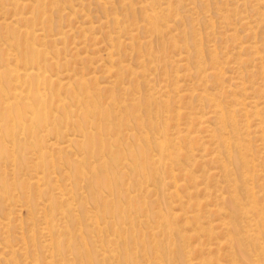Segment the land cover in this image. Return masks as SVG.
Returning <instances> with one entry per match:
<instances>
[{
    "label": "bare ground",
    "instance_id": "6f19581e",
    "mask_svg": "<svg viewBox=\"0 0 264 264\" xmlns=\"http://www.w3.org/2000/svg\"><path fill=\"white\" fill-rule=\"evenodd\" d=\"M8 1H11V0H8ZM224 1L225 0H223V2ZM15 2H14V4H15ZM103 3H105V2H103ZM224 3H226V1ZM167 4L169 6L168 2H167ZM21 5L22 4H20V6ZM30 7H31V5H30ZM158 8L165 9V10L169 9L166 6H163V2L160 0H146L145 1V11H146L145 12V19H142V21L144 22V26L148 30H151V32L148 35V39H147L148 43H151L153 40L163 41L166 38V35H168L166 29L169 30L172 28V21L176 22V18L171 19L170 18L171 16L168 17L167 13L158 11L157 10ZM226 8H222V10L226 9ZM20 9H21V7L18 8V10H20ZM201 9L203 10V8H201ZM109 10H110V8H109ZM226 10H228V9H226ZM169 12H171V10ZM195 12H197V11H195ZM223 12H224V10H223ZM239 12H240V10H239ZM29 13H30V8H29ZM200 13H201V11H200ZM200 13L198 14L199 16H200ZM19 14L20 15L14 19H11L9 21L4 20L2 22L4 24V27H5L4 29L7 32V35H6V33H4L7 36V38L3 39V37H2V39H1L2 45L0 43V47L2 46V48L4 50H6V52H4V54L6 53V57L0 58V159L2 160V163H3V161L4 162L7 161L8 163L10 162L11 165L13 164L14 167L17 166L16 168H13V165L12 166L10 165L14 169V170L10 169L11 171L13 170L14 175L15 174H20V175L22 174L25 177L21 178L22 175L21 176L15 175L13 178H11L12 181L9 178L7 180L6 176H3V174H2V173H4V174L6 173V169L5 170L2 169L1 166H3V164L0 165V203H1V201L4 202L6 200H9L8 203H6V204L4 202L5 208H9V211L6 210L4 213L7 212V214H5V216H3V217H1L3 214L0 215V233L1 232L3 234L6 233V235L3 236V240L5 242H3V240L1 239L2 243H4L3 247H2L4 250L2 252V248H0L1 252H2V254L0 253L2 255V256H0V260L3 258V260L5 259V262L7 260L6 263H8V260H10L12 262V264H22V263H20L21 261L17 258V256L20 257L22 254L20 256L16 255L15 249L17 248V246L12 245V242H10L11 240L9 238L11 236L8 233L10 230L11 223H16V221L13 222V219L11 218V215H10L12 213L13 207L16 206V205H13V203H12V197L19 195V194H24L25 196H27L29 198L32 196L31 199L35 198V201L36 200L38 201V202L36 201V203H39L43 199L42 195L44 194V196L46 197L45 193H47V194L49 193V195L47 196L48 198H46L47 202H46V204L43 203L45 206L43 209H41L44 217L41 218L42 214H40V217H38V218L36 217V219L41 218V220H45L43 225L40 224L41 223L40 220H39L40 223L36 222L37 225L35 224V222L30 224L31 226L29 225V223H28V225H26L27 224L26 221H29L27 219H33V213L34 212L32 213V218H31L30 212H32V211H30L29 212L30 215L28 216L27 219L22 218L23 221L26 220V221H24V223H26L25 225L30 227V228L27 229L26 226L24 225V223L23 224L21 223V225L16 223L17 224V225L15 224L16 227L14 226L15 228H18V229L20 228L21 237L23 236L22 238H24L25 235L29 234L30 240L34 239V241H33L34 243L39 242V245L42 246L41 252L44 253V257H43V255H40L43 253H39L36 250H35L36 252H31L30 254H28L29 253L28 251L30 249H31V251L34 250V249H32L34 243H31V241L29 242L28 238H27L28 243L26 241H24L23 243L19 242L21 245H23V246H20L21 247L20 250L23 249V251H25V252L27 251V254H28L27 256H25L26 262L24 260H22V261H24V264H39L40 263L39 255L43 257V263L42 264H74V262L71 261V258L67 257L68 255L64 256L66 253L68 254V251H66V250H65L66 252L64 254L65 248H67V250H69V252H71V249H72L71 244H68L71 242L70 240L72 238V234L70 232V228L67 226V224H65L66 223L65 221H67L66 219L71 214H72L71 218H73V216H74V218L76 217L74 222H75V224H77V228H78L77 231L75 230L77 235H74L73 237H75L76 241L79 239V242H76V245L78 246V243L80 245L78 247H75L76 246L75 245L74 250L77 253V256L80 257L79 259H80L82 264H94L95 260L98 256L102 257L101 259L97 260V261H100L103 259L104 262H102V264H141V262L136 258L137 254H135V250H137V249L132 250V251H134V254H135L134 255L133 252H131V249H129V247L133 246L132 243L130 246H128V243H129L128 238L129 237H131L133 239V243H134V241L136 242V238H137L136 237V235H137V229L136 228L137 227H140L138 229L139 230L138 232L139 233H140V231L143 232V235L145 236L146 232L143 231V229L141 230L142 223L140 226V223L137 222V225L139 223V226L136 225V228H135L136 222L134 224V220H136L137 218L139 219V217L144 218V220H146V222H148L149 225L148 224L147 225L149 226V228L147 227L146 229H148L150 233L148 231H147V233H149L153 236L152 241H149V242L146 241L145 239H143L144 237L142 238V236L141 237L139 236L140 238H142L140 241V244H141V247L145 249L144 254L148 251L149 247L153 248V251H152V249H151V251L154 253L152 255V253L150 252L151 253L150 257H147V256L144 257L142 255L143 256V260H142L143 264H194V262H195V264H199V263L201 264L202 262H203V264H233V263L240 264L243 260H247V258L252 261V264H264V217L260 216V214L264 210V206H262L263 201H261L263 199L257 200V194H256L257 192L254 190L255 186L253 185L254 184L253 182H255L253 180H255V179H254V175H253L252 169H251V166L254 167V162H255V164H257L254 154L256 152L263 151V149H261V145L264 142L263 143L260 142L261 145L258 144V145H256L257 146L256 147L255 145H253L251 143V141L253 142V140L246 139L247 137L245 138V136H247L248 134L250 135V133H249V131L251 132L250 128L255 125L254 126L255 129H256V127H259V129H257V131H255V130L254 131L258 132L259 135L262 137V138H259L260 140L261 139L264 140V120L262 118V117H264V104L262 106L261 105L262 103H259L257 100H254V99L249 100L248 102H247L246 98H245L246 101L238 100V97H236V93H235V90H233V88L231 89L232 91L231 90L230 91L233 93V95H231V96H233L234 98L231 99V97L228 96L230 98H228L229 99L228 101L226 100L227 102L222 100V98L220 97V94H217L216 92L215 93L212 92L214 94L211 96L205 94V93H207V91L205 93H203L202 91H200L201 93H199V94L197 93L198 96H196V98L197 99H198V97L204 98L203 100L206 101L209 104L208 107L211 108V109L209 108L210 109L209 111H206L208 109L204 110V108H203V107H205V105H204L203 107H201V108H203L201 111H198V110L196 111V114L200 118L204 117V119H205V120L199 121V125H200L201 129L204 127L203 128L204 131H207L209 133V134L207 133L208 137L210 136L209 140H212L213 145L215 144V146H216L213 150L212 157H210V158L208 157V159H210V161H207V160L206 161L207 162L215 161L217 163H220V166L218 165L219 166L218 169H220L221 175L224 178L222 181H220V180L219 181L224 183L223 185H224L225 189L227 188L226 191L229 194L228 200L231 202V205L227 206L226 204H224L225 201H223V202L219 201L221 203L216 202L214 204L215 201L213 200L214 202L210 201V203L211 204L213 203V205L216 206V208L219 212V215H220V213H222V211H224L223 214H225V213H226V215L230 214L231 216H234V218L232 217L233 219H237V220L239 219L243 223L240 222L239 224H234L233 221L230 223V220L227 223V221L222 218L226 222L223 223L224 225L222 224L223 225L222 227L220 226V224H218V226H220L221 228L224 227V229H226L224 231L227 234L226 240L223 239L225 237V234L223 232H221V233H223V235H224L223 236L220 233V231L218 233H220L222 235V238L219 235H217V238L220 237L221 241L224 240L227 242V243L224 242V244L225 243H226V245L228 244L225 257L222 254V256H216V258H214V259L213 258L209 259L210 256H208L207 254L209 252H211L212 249L214 248V246L212 248V245H211L208 248L207 254L205 253V256L206 255L208 256V259H207V257H203L202 262H200L199 257H202V255L198 254L199 256H197L196 255L197 253H196L195 254L197 256L196 258H198V261H199V263H196L197 259L194 261L190 255H187V253L190 252V250L193 251L192 249H190V247L195 246L197 244V241L193 240L194 245L190 246L189 243H191V240H189V239L193 238V237H194V239L199 238L198 242L201 243L200 242L201 238L204 237V240H205V236H206L207 240H205V241H209L208 239L212 238V236H214V234L216 233L215 228L217 227V225H214V223L210 224V221H208L209 219L207 217L205 218V212L207 213V211H205V210H207L206 208L203 210V211H205L203 213H202L201 208H197V205H195L196 211L192 210V212H191L188 210H184V208H183L185 206L184 204L187 203V202H185L186 198L182 195V194H184V192L182 191L183 193L181 195H180V192L178 193L179 190L184 188L185 190L188 189L187 190L188 193L186 194L187 198L188 197L189 198L194 197L197 194H199V192L201 191L200 188L198 187L199 183L204 182V181H199L198 176L191 173L190 170L182 167L183 162L188 163L187 161H190V160H191V162L193 161V164H194V160H192V159H195L197 154L194 152V149L191 150V148H190V150H188V152H184L183 145H182L181 141H183L184 139H187V137H190L191 133H193L196 130H195V127L192 128L190 124L186 123L187 124L186 128L178 129V130L176 129V132L173 133V137H171V138L168 137L167 130L171 126L168 119L171 116L168 117V115H166L167 118H166V116L163 117V115H162L163 110L160 111L159 105L161 104V106L162 105L165 106L167 102L162 103V102H164V99L162 100V102H160L159 98H158V96H160V95L163 97L170 96L171 92L175 93L179 97L183 98V96L184 97L187 96L186 95L187 93L181 91L183 86L179 88L178 87L179 83H178V86L174 87L173 86L174 83H173L172 84L173 87L172 86L168 87V85H166V83H164L165 87H160L159 89L155 88L157 90V92H156L157 96L151 98V100H150V102L154 103L155 105L153 106L152 104H149L148 108H145L144 110H142L141 107L129 108L128 104L125 102H123L120 105H116L118 102H120V101L115 99L117 97L116 95H110L109 100L107 102H105L101 99L100 95L91 92L89 90V87L86 85V82L83 81L81 78H78L77 80H74L71 82L70 81L64 82L63 81L64 75L62 77L60 74H53L50 72L48 73V66L52 67L53 64L59 65L58 64L59 60L53 59L52 64L43 63V60L40 59V57L43 56L44 57L43 59H48V58H45L47 55V52H48L47 49L42 47V45H36L35 43L31 42L29 36H28V39H26L24 41H16V40L12 41V39L16 37V31H18L17 30L18 27L15 26V23H18L22 20H26V21L28 20L29 21L27 16H24L22 12ZM170 14H172V13H170ZM257 14H260V12ZM222 15H220V17ZM261 15L263 16L264 13H261ZM118 16H121V15H118ZM118 16L114 15L113 20L116 23H123ZM243 16L247 17V15H242V17ZM207 17H209V16H206V18ZM227 17L228 16L226 14V17H224V19H226V20H224L225 25L230 24ZM244 18H242V22H243V24L247 25L248 27L250 25L253 27V25H252L253 22L256 23L257 21H259L262 23V21L264 20V17H263V20L262 19L249 20V19H246V18L244 19ZM126 21H127V18H126ZM194 21H196V20H194ZM212 21L214 22V19ZM0 22H1V20H0ZM31 22H33L32 19H31ZM262 24L264 27V21ZM211 25H212V23H211ZM255 25L256 24H254V27H255ZM114 26H115V24H114ZM86 29L88 30L90 28L87 27ZM116 29H118V28H116ZM25 30H26V28L23 30V32ZM83 30H85V29H83ZM127 30H129V28ZM181 30H180V32H181ZM204 30L205 29H203V31ZM206 30H207V28H206ZM246 30H249V29H246ZM0 31H2V30H0ZM123 31H125V30L123 29ZM262 31H263V28H262ZM27 32L32 36L38 35L37 29L27 30ZM131 32L132 31H130V33ZM210 32H209V35H211ZM43 33H44V31H43ZM128 33H129V31H128ZM212 33H213V31H212ZM199 34H200V32H199ZM251 34H252V31H251ZM257 34H256V37H257ZM212 35H215V34H212ZM234 35H236V34H234ZM119 36H118V38H119ZM178 36H180V35H178ZM229 36H231V35H229ZM135 37H136V35H135ZM253 37H254V35H253ZM145 38H147V37H145ZM185 38L186 37H184V39ZM237 38L240 39V37H237ZM261 39H262V41H261ZM261 39H259V41H260L259 43L256 41L254 43H251V44L248 43L249 44L248 48H250L253 51V53L255 52L256 54H258L259 58H258V56L256 58H258L259 61L261 60L262 66H264V38H261ZM112 40H115V39H112ZM168 40H169V38H168ZM181 41H183V40L174 38L173 43H172L174 48L178 49L177 47L180 46L179 44ZM192 41L194 44V45H192L193 46L192 49H194V51L196 52L195 54L200 55V54L204 53V46H202V44H200V43H197L196 40L192 39ZM222 41H224V38ZM232 41H234V40H232ZM237 41L238 40H236V43H237ZM238 42L240 43L241 41H238ZM116 43H115V45H116ZM139 43L140 42H138V46H140ZM190 43H191V41H190ZM241 43H243V42H241ZM121 44H122V42H121ZM169 44H170V46H172L171 43H169ZM216 44H217V42H216ZM160 45L156 48L153 47V49H152V52H154L153 55H155L156 57H159L162 55L165 56L166 47L164 45H161V46ZM184 45L187 48V45L185 42H184ZM131 46L134 47V45H131ZM135 46H137V45H135ZM147 46L149 49V46H151V44L146 45V47ZM208 46H206V47H208ZM214 46H215V44H214ZM237 46H239V45H237ZM209 47H211V46H209ZM59 49H61V47ZM187 50H185V52ZM121 51H122V49H121ZM219 51H220V48H219ZM252 51H251V53H252ZM138 52H142V50L138 51ZM147 52H148V50H147ZM209 52L211 54V61L214 62L215 64L217 63V65L211 66L209 64L208 66H211V67H206L204 65L205 63L203 61H200L197 63L199 74L200 73L205 74L204 76L206 77V74H210V72H211L213 74L218 75V77H220V78L223 77L224 79H226L225 74L227 71L229 72V70H228V67L226 68V66L221 65V58L223 56L221 58H219L221 55H219V52H217L216 46H215V48H210ZM49 53H48V55H49ZM116 53H119V52H116ZM116 53H114L115 55H113V53H112L108 57V60L109 59L111 60V57H112V63L115 61V64L118 62V65H119L120 61H117L118 58L115 59L113 57V56L118 55ZM239 53H237V54H239ZM256 54H255V56H256ZM222 55H224V53H222ZM51 56H52V54H51ZM179 56H180V54H179ZM186 57L187 56H185V58ZM197 57H199V56H197ZM208 57H210V56H208ZM253 57H251V58H253ZM149 58H151V57H149ZM123 59H125V58H123ZM159 59H160V57H159ZM194 59H195V57H194ZM249 60H251V59H249ZM71 61H72V59H71ZM153 61H156V60H153ZM153 61H151V62H153ZM182 61H183V59H181L180 62H182ZM186 61H189V59H186ZM240 61H241V59H240ZM172 62H174V61L172 60ZM223 62H224V60H223ZM140 63L143 65L142 62H140ZM42 64L43 65L46 64V67H44V69H42ZM69 64H71V63H69ZM110 64H111V61H110ZM193 64H195L194 61H193ZM126 65L127 64H125V67H126ZM129 66L131 67V65H129ZM146 66L148 67L149 63H148V65L146 64ZM161 66L159 65L160 70H163V67H161ZM262 66H261V68H262ZM259 67L260 66L258 65V68ZM131 68H130V70L133 71V68L132 69ZM144 68H146V67H144ZM68 69H69V67H68ZM152 69L153 70L157 69V63L154 65V67H152ZM121 70H122V68H121ZM188 70H190V69H188ZM252 71H253V69H252ZM114 72H117V71H114ZM134 72H135V70H134ZM230 72H231V70H230ZM121 73H122V71H121ZM164 73H165V71H164ZM191 73L187 72V74H185V75H187V76L189 75V77H190ZM255 73H257V72L255 71ZM260 73H262V72L261 71L259 72V75L261 76ZM82 74H84L83 70H82ZM85 74L88 75L87 73H85ZM128 74H130V71ZM143 74L148 75V76L152 75L150 73L145 74L144 71H143ZM162 74H160V75H162ZM166 74H167V72H166ZM248 75L249 74H247V77H249ZM119 76H122V75H119ZM157 76H159V75H157ZM171 76H173L176 81H179L180 79L182 81V78L180 77L181 75L178 71H176L175 74H172ZM187 76H186V78H187ZM237 76L234 75V77L239 78ZM169 77H170V75H167V79H169ZM200 77H201V75H200ZM205 77H204V79H205ZM247 77H246V80H247ZM72 78H73V76H72ZM217 78H216V80H217ZM240 78H242V77H240ZM93 79H92V81H93ZM151 79H153V78H151ZM164 79L166 80V76ZM173 79H172V81H173ZM41 80L43 82L49 84V86H48L49 91L46 93L44 92V90H46V89H44L45 87L43 86L44 87L43 92L45 93V96L40 93V90H39L40 86L38 88L39 81H41ZM228 80H230V79H228ZM262 80L264 82V75H263ZM159 81L161 82V80H159ZM206 81L207 80H205V83H206ZM36 82H37V86L35 85ZM110 82H112V81H110ZM165 82H167V81H165ZM240 82L241 81H239L236 84L234 82L235 86H233V87L234 88L238 87V89H239V86H240L239 84H241L242 85L241 90L246 91V86L244 85V82H241V83ZM205 83L203 82L202 84L205 85ZM219 83L221 84L220 81H219ZM96 85H98V84H96ZM121 85H123V84H121ZM252 85H254V84H252ZM196 86H198V85L196 84ZM218 86L216 88H218ZM222 86L223 85H221V87ZM262 86H264V84H262ZM109 87H111V86H109ZM112 87L115 88L116 84L113 83ZM112 87L110 89H112ZM129 87H130V85H129ZM154 87H156V86H154ZM121 88L122 87L120 86L119 91H121ZM229 88H231V87H229ZM62 89H64V91ZM192 89L193 88H191V90ZM225 89H226V87H225ZM227 89H226V91H227ZM145 90H147V89H145ZM187 90H185V91H187ZM119 91H118V93H119ZM135 91H138V90H135ZM259 91L261 92V89ZM38 92L40 93V95H43V96L39 97ZM41 92H42V90H41ZM69 92L71 94H69ZM224 92L225 91L220 90L221 94ZM236 92H238V91H236ZM208 93L211 94L210 92H208ZM238 93H237V95H238ZM120 94H123V90H122V93H120ZM195 94H194V96H195ZM243 94L244 93H242V95ZM153 95H155V94H153ZM146 96H148V95H146ZM174 97H175V95H174ZM262 97L260 99L264 98V97L263 98ZM119 98H117V99H119ZM123 98H124V94H123ZM165 98H167V97H165ZM224 98L226 99V97H224ZM104 100H106V97L104 98ZM126 100H127V98H126ZM146 101H147V99H146ZM200 101H202V99H200ZM138 103H137V106H138ZM200 103L201 102H199V104ZM228 103H230V104H228ZM263 103H264V101H263ZM109 104L111 106L110 108L108 107ZM174 105H176V104H174ZM193 105H194V103H193ZM237 105H239V106H237ZM112 106L119 108L120 112L119 111L114 112L113 111L114 108ZM199 106H202V105L200 104ZM248 106L255 108V110L253 109L254 111L252 113H253L254 117H258V121L253 120L254 124H253V122L251 123L252 120L251 121L248 120V117H251L250 116L251 113H249L250 111H248ZM163 107H162V109H163ZM181 107H179L176 111H174V112H176V114L178 116H180V114L182 112ZM193 107H195V106H193ZM175 108L176 107H174V109ZM79 110L81 111L80 113L77 112ZM135 111H138V112L135 113ZM171 112H172V110H171ZM237 112H240V113L242 112L241 114L245 115L244 118L248 121V123L246 125L247 129L245 128L246 130L243 129L245 126L244 127L241 126V128L243 127L242 129L244 131H246V133H242L241 132L242 129H239L240 128L239 125L242 124L240 122L243 121L244 119L240 120V122H239V119H242L241 118L242 115L240 114L241 117L239 116L240 118L238 117L239 118L238 119L237 118ZM137 113H139V114H137ZM187 113L188 112L186 111V114ZM173 117H175V115ZM195 118L193 119V121H195ZM185 119H187V118H185ZM175 125H176V123H175ZM180 125H181V122H180ZM199 125H198V127H199ZM69 126L71 127V130H72V132H70V133L68 132ZM176 126H174V127H176ZM238 126H239V128H238ZM254 127H253V129H254ZM64 128L66 129L65 132H63ZM197 130L199 132V128H197ZM43 131H46L48 134L53 133L55 139L52 142H47L45 140L46 138L44 139ZM172 131H173V129H172ZM252 133L254 134V132H252ZM194 134H195V132H194ZM207 134L205 135V137H207ZM193 137H197V135L193 136ZM204 138L202 139L203 142H204ZM250 138H251V136H250ZM193 139H195V138H193ZM49 140H52V139H49ZM189 140H190V138L188 139V141ZM191 141L193 143L194 142L196 143L197 140L196 141L191 140ZM200 141H201V137L199 138L198 142H200ZM205 141H206V139H205ZM203 142H201V143L203 144ZM207 142H204V143L207 144ZM63 143H65V144L62 145ZM208 145H210V144H208ZM211 146H212V143H211ZM262 146H264V145H262ZM188 147H190V146H188ZM192 147H193V145H192ZM199 147H201V146H199ZM254 147H255V150H258L260 148L261 151L260 150L254 151ZM201 150H202V148H201ZM209 151H211V150L209 149ZM252 151H254V153ZM208 152H207V154L210 153V152L209 153ZM185 153H186V158L183 159L182 156H184ZM202 157H203V155H202ZM258 157H257V159H258ZM197 160H199V159H197ZM206 161H204V162H206ZM259 161H260V163H262L261 159ZM4 166H3V168H4ZM185 166H187V165H185ZM260 166H262V165H260ZM167 167L168 168L170 167V172L167 176H164V172L162 173L161 168L165 169ZM17 168L19 171H22L21 169H23V172L17 171ZM58 169H59V171L61 170L60 177H62V175H63V177L65 178V176H66L67 179H69V181L63 183L62 180L59 179V176L52 175V173H56L58 171ZM204 169L206 170L205 167H204ZM263 170L264 169H262V171ZM187 171H189V172H187ZM209 171L207 170V171H205V173L206 172L210 173ZM197 172H199V170ZM62 173H64V174H62ZM201 173H203V172H201ZM219 173L220 172H218V174H217L218 176H219ZM9 175H10V173H9ZM207 175L204 174V178ZM11 176H12V174H11ZM120 176H123V183L121 185H120V180H119ZM181 176L185 177V178L189 177L186 179L192 180L191 186H187L186 183L181 182V181H180L181 182L180 183L179 178ZM256 176H258V175H256ZM209 177H210V175H209ZM212 177H214V176H212ZM259 177H264V176L260 175ZM64 178H63V181H64ZM166 178L168 180H170L172 189H169L170 187L168 189L165 188L163 182ZM31 179H33V180H31ZM59 180H61L62 183H60ZM150 180H152L151 183H149ZM153 181H154V183H153ZM161 181H162V188L160 187ZM213 182H214V180H213ZM152 183H153V186H151ZM168 184H170V183H168ZM217 184L220 185L221 183H217ZM130 185L134 186V188H135V190L133 192L129 191ZM201 185H202V183H201ZM211 185H213V184H211ZM223 185L221 187H219V189L222 188ZM259 185H258V189H260ZM214 188L215 187H213L212 189H214ZM262 188H264V187L262 186L261 189ZM155 189H157L158 192H154V191H157ZM84 190H86V191L84 192ZM161 190H162V199L158 200V198L160 196H158L159 194H157V193H159ZM214 190H218V188H215ZM203 191H204V189H203ZM203 191H201L202 194H203ZM260 191H258V192H260ZM216 192H218V191H216ZM211 193L212 192H210V194ZM206 194L208 195L209 193L207 192ZM210 194L208 196H211ZM175 195L177 197L174 199V202H175V204H174V202L172 200H169V199L173 196L175 197ZM258 195H259V193H258ZM204 196H205V193H204ZM215 196H216V194L214 191V195L211 197L214 198ZM222 196L223 195H221L220 197H222ZM262 196H263V194H262ZM36 197H39V198L41 197L40 198L41 200H38V198H36ZM88 197H90L93 200L94 207L93 206L92 207L94 209L86 208V200ZM29 198H27V202H28ZM122 198H125L127 200V202L129 203V206L127 209H124V207H122L123 205H121V203H120ZM167 198H168V200H167ZM207 198H209V197H206V200H207ZM263 198H264V196H263ZM14 199L17 201L19 199V201H20V198H18V197H15ZM46 199L44 198V200H46ZM24 200L25 199L23 197V200L21 199V203ZM194 200H195V198H194ZM215 200L217 201V199H215ZM190 201H188V203H187L188 205H189ZM204 201L202 199L203 203H204ZM259 201L261 204L259 203ZM14 202L16 203V201H14ZM27 202H26V204H27ZM42 202H41V204H42ZM127 202L125 201L122 203L125 204ZM90 203H92V202H90ZM100 203H103V205L105 207V209H104L105 212L108 210V208L110 209V211L113 212V213H111L109 211L111 213L110 217L112 216L113 218L111 217V219L110 218L103 219V218H105V217H103L102 218L103 220L99 221L98 218L101 215V212L99 210V206H100L99 204ZM128 203H127V205H128ZM156 203H158L157 204L158 206H159V203H160V206H162L161 204H163V206H164L163 209H161L162 207L161 208L158 207V210H153V209L157 208V207L152 208V206H155ZM200 203H201V201H200ZM19 204H20V202H19ZM39 204H38V206L40 208L41 204L40 205ZM190 204H198V202L197 203H190ZM12 205H13V207H11ZM24 205L25 204H23L21 206H24ZM80 205L84 206V208H85V210L83 211V214H81L79 212L75 213V211H77L76 210L77 207H79ZM213 205L210 206V207H213V210H211L210 207L208 206L209 212L214 211ZM35 206H37V205L35 204ZM38 206H37V211H39ZM88 206H89V204H88ZM199 206H201V205H199ZM25 207H26V209L29 208L27 206H25ZM41 207H42V205H41ZM192 208H194V207L192 206ZM202 208H204V207H202ZM31 209L34 210L35 207H34V209L33 208H31ZM16 210L14 212H16ZM190 210H191V208H190ZM0 211H1V208H0ZM101 211H103V209H101ZM215 212H217V211H215ZM18 213L16 212V214H18ZM14 214H12V215H14ZM219 215H218V217L221 220V217H220L221 215L220 216ZM16 216L14 217V220H17V219H15V218H17ZM213 216H215V215H213ZM213 216H212V218H213ZM227 217H229V216H226L225 218L228 219ZM219 218H216V219H219ZM36 219H35V221H37ZM138 219H137V221H140ZM213 219H215V218H213ZM213 219L211 221H213ZM152 220H154V222H153L154 225H152L150 227V225L152 224L151 223ZM205 220H207L208 225H210L208 228H207L208 225L206 224ZM223 220H221V221H223ZM215 221L216 220H214V222ZM29 222L31 223V221H29ZM128 223H130L129 224L130 227L126 226ZM217 223H219V222H217ZM217 223H215V224H217ZM108 227L111 228V231H110L111 234H106L108 232V229H107ZM145 227L146 226H143L144 230H145ZM220 227H218V228H220ZM104 228L107 231L105 233V235L102 234V231L105 230ZM218 228H216V229L218 230ZM17 232H19V230L16 231V233ZM88 232H90V234H91V235L89 234L90 235L89 237L87 236ZM16 235L18 236L19 234H16ZM140 235H142V234H140ZM158 235H162L164 237V238H162L163 240L162 239H161V241L157 240L155 237H159ZM148 236H150V235H148ZM21 237L19 236V238H21ZM139 237H138V239H139ZM149 238H151V236ZM215 238H216V236H215ZM217 238H216V240H217ZM213 239H214V237H213ZM176 240H179V243H177ZM187 240H189L190 242L189 241L187 242ZM218 241H219V239H218ZM130 242H132V241H130ZM65 243L68 245H66ZM199 243H198V245H199ZM207 244H208V242H207ZM102 245H104L105 247L102 248L101 250H99L97 247L98 246L102 247ZM188 245H189V250L187 248V249H185L187 251L184 252L185 258L182 261H179V259H178L179 252L177 254L176 251L179 249L180 246L184 249V248L188 247ZM30 246H32V248H30ZM135 246H137V244ZM206 246L207 245L202 246V247H206ZM14 247H16V248L14 249ZM36 247H38V246L36 245ZM137 247H134V248H137ZM199 248H201V247L199 246ZM162 249L164 250V252H162ZM165 249H168V252L165 251ZM215 249L212 252H215ZM224 249L225 248H223V251H224ZM202 250H204V248H202ZM206 250H204V252H206ZM198 251H199V249H198ZM212 252H211V254H215ZM150 253H147V254H150ZM199 253L202 254V252H199ZM70 255L73 256V253ZM74 256L76 257V255H74ZM142 256H140V257H142ZM123 257H124V259H123ZM79 259L77 258V261ZM223 260H225L224 263H223ZM73 261H75V260L73 259ZM80 261H78V262H80ZM1 262H3V261H1ZM41 262H42V260H41ZM99 263H101V262H99Z\"/></svg>",
    "mask_w": 264,
    "mask_h": 264
},
{
    "label": "rangeland",
    "instance_id": "374dc122",
    "mask_svg": "<svg viewBox=\"0 0 264 264\" xmlns=\"http://www.w3.org/2000/svg\"><path fill=\"white\" fill-rule=\"evenodd\" d=\"M16 1V2H15ZM22 1V2H21ZM145 1L146 0H11V1H8V0H0V20H1V22H0V30H2V31H0V43H1V45H2V41H1V39H2V37H3V39L5 38H7V32L5 31V27H4V24L2 23L4 20H6V21H9V20H11V19H14V18H16V17H18L20 14L19 13H23V15L24 16H27V18L29 19V21L27 20H22V21H20V22H18V23H15V26L16 27H18V31H16V39L15 38H13L12 39V41H24V40H26V39H28V36H29V38H30V41L31 42H33V43H35L36 45H42V47H44V48H46L47 49V55H46V57L45 58H48V59H43L44 57L43 56H41L40 57V59H42L43 60V63H46V64H52L53 62H52V60L53 59H58L59 61H58V64L59 65H52V67H50V66H48V73L50 72V73H53V74H60L62 77H63V75H64V79H63V81L64 82H68V81H74V80H77L78 78H81L83 81H85L86 82V85L89 87V90L91 91V92H93V93H95V94H98V95H100V97H101V99L103 100V101H105V102H107L108 100H109V96L110 95H116L117 97L115 98L116 100H118V101H120V102H118L116 105H120V104H122L123 102H125V103H127L128 104V106H129V108H133V107H141L142 108V110H144L145 108H148V106H149V104H152L153 106L155 105L154 103H151L150 102V100H151V98H153V97H156L157 96V90L155 89V88H157V89H159L160 87H165V85H164V83H166V85H168V87H170V86H172V84H173V86L175 87V86H178V83H179V88L180 87H182L183 86V88H182V90L181 91H183V92H185V93H187L186 95L187 96H183V98L182 97H179L177 94H175V93H172L171 92V94H170V96H165V97H167V98H165V97H163V96H158V98H159V101L160 102H162V100L164 99V102H162V103H166V105L164 106V105H162L161 106V104L159 105V107H160V111H162V115H163V117H165L166 115H168V117H170L169 119H168V121L170 122V127H169V129L167 130V135H168V137H173V133H175L176 132V129L178 130V129H183V128H186L187 127V124H190L191 125V127L192 128H194L195 127V130L196 131H194L195 132V134H194V132L193 133H191V136L190 137H187V139H184L183 141H181V143H182V145H183V150H184V152H188V150H190V148H191V150L192 149H194V152L197 154V156L195 157V159H192V160H194V164H193V161L191 162V160L190 161H187L188 163H184L183 162V166L182 167H184V168H187L188 170H190V172L191 173H193L194 175H197L198 176V180L199 181H204V182H200L199 183V185H198V187L200 188V190L201 191H203V189H204V191H203V194H202V192L200 191L199 192V194H197L196 196H194V197H191V198H187V196H186V194L188 193L187 192V190L188 189H181V190H179L178 191V193L180 192V195L184 192V194H182L185 198H186V200H185V202H187L188 203V201H190L189 202V205L187 204V203H185L183 206V208H184V210H188V211H191L192 212V210H195L196 211V208H195V205H197V208H201L202 209V213L203 212H205V211H207V213L205 212V218L207 217L209 220L208 221H210V224H213L214 223V225H217V227L216 228H218V227H222L224 224L223 223H225L226 221H227V223H228V221L230 220V223L233 221L234 222V224H239L240 222H242L241 220H237V219H233L234 218V216H231L230 214L229 215H226V213L225 214H223L224 213V211H222V213H220V215H219V212H218V210H217V208H216V206H214L213 205V203L211 204L210 203V201H213L214 202V204L216 203V202H219V201H221V202H223V201H225V203L224 204H226L227 206H230L231 205V202L228 200V197H229V194H228V192L226 191L227 190V188L225 189V187H224V183H222V182H220V181H222L223 180V176L221 175V171H220V169H218L219 168V166H220V163H217V162H215V161H211V162H207V161H210V159H208V157L210 158V157H212V153H213V150H214V148L216 147L215 146V144L213 145V142H212V140H209L210 138V136L208 137V132L207 131H204V127L201 129V127H200V125H199V121L200 120H205L204 119V117L203 118H200L197 114H196V111L198 110V111H201L203 108H204V110L205 109H208V110H206V111H209L211 108L210 107H208V103L206 102V101H204L203 99L204 98H201V97H198V99L196 98V96H198V94L199 93H201L200 91H202L203 93H205L206 91H207V93H205V94H207V95H209V96H211V95H213L215 92L217 93V94H220V97L222 98V100H224V101H228L229 99L228 98H230L231 97V99H233L234 97L233 96H231V95H233V93L231 92L232 90V88H233V90H235V93H236V97H238V100H240V101H246V99H247V102L249 101V100H257L259 103H262L261 105L263 106V101H264V86H262V84H264V82H263V75H264V66H262V63H261V60L259 61V56H258V54H256L255 52L253 53V51L250 49V48H248V46H249V44H251V43H254L255 41L256 42H260L259 41V39H261V38H264V27H263V17H264V15L262 16L261 15V13H264V0H225L226 1V3H224L223 2V0L221 1V0H160V1H162L163 2V6H166V7H168L169 9H167V10H165V9H161V8H158L157 10L158 11H161V12H165V13H167L168 14V17H170L171 19H174V18H176V22H173L172 21V28L171 29H169V30H167L166 29V31H167V34L168 35H166V38L163 40V41H160V40H153L151 43H148L147 42V39H148V35H149V33L151 32V30H148L145 26H144V22L142 21V19H145ZM172 1V2H171ZM205 1V2H204ZM8 2V3H7ZM14 2H15V4H14ZM103 2H105V3H103ZM167 2L169 3V6H168V4H167ZM176 2V3H175ZM11 3V4H10ZM234 3V4H233ZM20 4H22L21 6H20ZM174 4V5H173ZM240 4V5H239ZM30 5H31V7H30ZM102 5V6H101ZM233 5V6H232ZM100 6V7H99ZM208 8H207V7ZM21 7V9L20 10H18V8H20ZM28 7V8H27ZM143 7V8H142ZM193 7V8H192ZM227 7V8H226ZM235 7V8H234ZM29 8H30V13H29ZM109 8H110V10H109ZM201 8H203V10L201 9ZM222 8H226V9H228V10H226V9H223L224 10V12H223V10H222ZM233 8V9H232ZM41 9V10H40ZM92 9V10H91ZM105 9V10H104ZM129 9V10H128ZM183 9V10H182ZM235 9V10H234ZM171 10V12H169ZM239 10H240V12H239ZM18 11V12H17ZM104 11V12H103ZM110 11V12H109ZM195 11H197V12H195ZM200 11H201V13H200ZM232 11V12H231ZM238 11V12H237ZM26 12V13H25ZM204 12V13H203ZM256 12V13H255ZM260 12V14H257V13H259ZM18 13V14H17ZM36 13V14H35ZM41 13V14H40ZM141 13V14H140ZM143 13V14H142ZM170 13H172V14H170ZM200 13V16L198 15ZM210 13V14H209ZM225 13V14H224ZM27 14V15H26ZM131 14V15H130ZM223 14V15H222ZM226 14H227V19L229 20V22H230V24H228V25H225V21L224 20H226V19H224V17H226ZM232 14V15H231ZM234 14V15H233ZM239 14V15H238ZM33 15V16H32ZM114 15H121V16H118L120 19H121V21L123 22V23H116L114 20H113V16ZM175 15V16H174ZM211 15V16H210ZM220 15H222L221 17H220ZM242 15H247V17L246 16H243L242 17ZM124 16V17H123ZM206 16H209V17H207L206 18ZM107 17V18H106ZM188 17V18H187ZM197 17V18H196ZM205 17V18H204ZM246 18V19H249V20H254V19H262L263 21H262V23L261 22H259V21H257L256 23L255 22H253V27L250 25L249 27L247 26V25H245V24H243V22H242V18ZM260 17V18H259ZM47 18V19H46ZM126 18H127V21H126ZM244 18V19H245ZM31 19L33 20V22H31ZM123 19V20H122ZM182 19V20H181ZM196 20V21H194V20ZM214 19V22L212 21ZM239 19V20H238ZM191 20V21H190ZM38 21V22H37ZM60 21V22H59ZM126 21V22H125ZM112 22V23H111ZM115 22V23H114ZM115 24V26H114V24ZM210 23V24H209ZM211 23H212V25H211ZM108 24V25H107ZM128 24V25H127ZM174 24V25H173ZM183 24V25H182ZM254 24H256L255 25V27H254ZM20 25V26H19ZM119 25V26H118ZM196 25V26H195ZM205 25V26H204ZM208 25V26H207ZM244 25V26H243ZM137 26V27H136ZM185 26V27H184ZM195 26V27H194ZM199 26V27H198ZM211 28H210V27ZM257 26V27H256ZM90 28V29H86V28ZM194 27V28H193ZM203 27V28H202ZM26 28V32L24 31L23 32V30ZM116 28H118V29H116ZM129 28V30H127ZM134 30H133V29ZM146 28V29H145ZM184 28V29H183ZM206 28H207V30H206ZM229 30H228V29ZM262 28H263V31H262ZM31 29H37V31H38V35L37 36H32V35H30L28 32H27V30H31ZM61 29V30H60ZM82 29V30H81ZM83 29H85V30H83ZM123 29L125 30V31H123ZM137 29V30H136ZM173 29V30H172ZM182 29V30H181ZM203 29H205L204 31H203ZM233 29V30H232ZM246 29H249V30H246ZM256 29V30H255ZM40 30V31H39ZM60 30V31H59ZM180 30H181V32H180ZM43 31H44V33H43ZM118 31V32H117ZM128 31H129V33H128ZM130 31H132L131 33H130ZM148 31V32H147ZM211 31V32H210ZM212 31H213V33H212ZM251 31H252V34H251ZM68 32V33H67ZM183 32V33H182ZM191 32V33H190ZM193 32V33H192ZM199 32H200V34H199ZM209 32H210V34L211 35H209ZM262 32V33H261ZM4 33H6V35L4 34ZM42 33V34H41ZM66 33V34H65ZM71 33V34H70ZM135 33V34H134ZM224 33V34H223ZM234 33V34H236V35H232V34ZM250 33V34H249ZM254 33V34H253ZM258 33V34H257ZM118 34V35H117ZM198 34V35H197ZM212 34H215V35H212ZM256 34H257V37H256ZM2 35V36H1ZM23 35V36H22ZM120 35V36H119ZM123 35V36H122ZM131 35V36H130ZM135 35H136V37H135ZM178 35H180V36H178ZM183 35V36H182ZM197 35V36H196ZM229 35H231V36H229ZM253 35H254V37H253ZM53 36V37H52ZM111 36V37H110ZM118 36H119V38H118ZM131 38H130V37ZM147 37V38H145V37ZM208 36V37H207ZM215 36V37H214ZM224 36V37H223ZM240 37V39H238L237 37ZM93 39H92V38ZM136 39H135V38ZM184 37H186L185 39H184ZM200 37V38H199ZM214 37V38H213ZM224 38V41H222L223 40V38ZM226 37V38H225ZM234 37V38H233ZM110 38V39H109ZM117 38V39H116ZM129 38V39H128ZM168 38H169V40H168ZM174 38H177V39H180V40H183V41H181L180 42V46H178L177 48L178 49H176V48H174V46L172 45V43H173V39ZM213 38V39H212ZM233 38V39H232ZM244 38V39H243ZM253 38V39H252ZM59 39V40H58ZM90 39V40H89ZM95 39V40H94ZM112 39H115V40H112ZM192 39L193 40H196L197 41V43H200V44H202V46H204V53H202V54H200V55H197V54H195L196 52L194 51V49H192L193 48V46L192 45H194L193 44V41H192ZM202 41H201V40ZM234 40V41H232V40ZM257 39V40H256ZM185 40V41H184ZM188 40V41H187ZM214 40V41H213ZM230 40V41H229ZM236 40H238V41H241V42H243V43H239L238 41H237V43H236ZM39 41V42H38ZM115 41V42H114ZM118 41V42H117ZM120 41V42H119ZM190 41H191V43H190ZM220 41V42H219ZM222 41V42H221ZM232 41V42H231ZM261 41H262V39H261ZM117 42V43H116ZM121 42H122V44H121ZM133 42V43H132ZM138 42H140L139 43V45L140 46H138ZM162 42V43H161ZM184 42L186 43V45H187V48H186V46L184 45ZM216 42H217V44H216ZM226 42V43H225ZM110 45H109V44ZM114 43V44H113ZM115 43H116V45H115ZM164 43V44H163ZM169 43H171V45L172 46H170V44ZM249 43V44H248ZM119 44V45H118ZM150 45L151 44V46H149V49H148V46L146 47V45ZM164 45L165 47H166V53H165V56L164 55H162V56H159L160 57V59H159V57H156L155 55H153L154 54V52H152V49H153V47L154 48H156V47H158L159 45ZM213 44V45H212ZM214 44H215V46H216V49H217V52H219V55H221L219 58H221L222 56L224 57H222L221 58V65H224V66H226V68L228 67V70H229V72L227 71L226 72V74H225V78L226 79H224L223 77H218V75H216V74H213V73H211L210 72V74H206V77L204 76L205 74H202V73H200L199 74V72H198V62H200V61H203L205 64V66L206 67H211L212 65L214 66V65H217V63L215 64L214 62H212L211 61V54H210V52H209V49L210 48H215V46H214ZM50 45V46H49ZM131 47H129V46ZM131 45H134V47L133 46H131ZM135 45H137V46H135ZM160 45V46H161ZM211 46V47H209V46ZM225 47H224V46ZM237 45H239V46H237ZM109 46V47H108ZM118 46V47H117ZM206 46H208V47H206ZM222 46V47H221ZM235 46V47H234ZM243 46V47H242ZM61 47V49H59ZM172 47V48H171ZM248 49H247V48ZM113 48V49H112ZM139 48V49H138ZM181 50H180V49ZM219 48H220V51H219ZM222 48V49H221ZM121 49H122V51H121ZM142 50V52H138V51H141ZM184 49V50H183ZM188 49V50H187ZM247 49V50H246ZM147 50H148V52H147ZM185 50H187L186 52H185ZM56 51V52H55ZM115 51V52H114ZM251 51H252V53H251ZM4 52H6V50H4L3 48H2V46L0 47V58H2V57H6V53L4 54ZM50 52V53H49ZM110 52V53H109ZM116 52H119V53H116ZM227 52V53H226ZM240 52V53H239ZM48 53H49V55H48ZM113 53V55H115L114 53H116V54H118V55H116V56H113L115 59H117V61H120L119 62V65H118V62L115 64V61L112 63V57H111V64H110V61L108 60V57L111 55ZM150 55H149V54ZM209 53V54H208ZM222 53H224V55H222ZM237 53H239V54H237ZM251 53V54H250ZM51 54H52V56H51ZM109 54V55H108ZM148 54V55H147ZM179 54H180V56H179ZM195 54V55H194ZM254 54V55H253ZM255 54H256V56H255ZM147 55V56H146ZM182 55V56H181ZM151 57V58H149V57ZM167 56V57H166ZM185 56H187L186 58H185ZM197 56H199V57H197ZM208 56H210V57H208ZM240 58H239V57ZM254 56V57H253ZM258 56V58H256ZM125 58V59H123V58ZM156 59H155V58ZM193 57V58H192ZM194 57H195V59H194ZM202 57V58H201ZM251 57H253V58H251ZM149 58V59H148ZM158 58V59H157ZM197 58V59H196ZM65 59V60H64ZM71 59H72V61H71ZM144 59V60H143ZM156 60V61H153V60ZM181 59H183V61L182 62H180L181 61ZM185 59V60H184ZM186 59H189V61H186ZM240 59H241V61H240ZM243 59V60H242ZM249 59H251V60H249ZM256 59V60H255ZM124 60V61H123ZM143 60V61H142ZM172 60L174 61V62H172ZM199 60V61H198ZM223 60H224V62H223ZM253 60V61H252ZM127 61V62H126ZM151 61H153V62H151ZM193 61L195 62V64H193ZM238 61V62H237ZM240 61V62H239ZM140 62H142L143 63V65L140 63ZM159 62V63H158ZM211 62V63H210ZM69 63H71V64H69ZM148 63H149V66L147 67L146 66V64L148 65ZM157 63V69L156 70H153L152 69V67H154V65ZM213 63V64H212ZM46 64H42V69H44V67H46ZM113 64V65H112ZM125 64H127L126 65V67H125ZM211 65V66H208V65ZM241 64V65H240ZM116 65V66H115ZM129 65H131V67L133 68V71L132 70H130V66ZM159 65L161 66V67H163V70L165 71V73H164V71L163 70H160V67H159ZM258 65L260 66L259 68H258ZM110 66V67H109ZM122 66V67H121ZM141 66V67H140ZM146 67V68H144V67ZM180 66V67H179ZM261 66H262V68H261ZM62 69H61V68ZM68 67H69V69H68ZM231 67V68H230ZM68 70H67V69ZM82 68V69H81ZM97 68V69H96ZM121 68H122V70H121ZM131 68V69H132ZM165 68V69H164ZM261 68V69H260ZM46 69V68H45ZM111 69V70H110ZM141 69V70H140ZM148 69V70H147ZM182 69V70H181ZM188 69H190V70H188ZM252 69H253V71H252ZM82 70H83V73L84 74H82ZM130 71V74H128L129 73V71ZM134 70H135V72L137 73H135L134 72ZM154 72H153V71ZM230 70H231V72H230ZM243 70V71H242ZM246 70V71H245ZM262 72V73H260L261 74V76L259 75V72L260 71ZM22 71V70H21ZM114 71H117V72H114ZM120 71V72H119ZM121 71H122V73H121ZM143 71H144V73L145 74H147V73H150V74H152V75H144L143 74ZM149 71V72H148ZM173 71V72H172ZM176 71H178L179 73H180V77L182 78V81H181V79L179 80V81H176L175 80V78L173 77V76H171L172 74H175V72ZM181 71V72H180ZM241 71V72H240ZM250 71V72H249ZM255 71L257 72V73H255ZM153 72V73H152ZM157 72V73H156ZM160 72V73H159ZM166 72H167V74H166ZM170 72V73H169ZM187 72L188 73H191V75H190V77H189V75L187 76V75H185V74H187ZM85 73H87L88 75H86ZM164 75H163V74ZM160 74H162V75H160ZM166 74V75H165ZM247 74H249L248 76L249 77H247ZM258 74V75H257ZM94 75V76H93ZM119 75H122V76H119ZM157 75H159V76H157ZM167 75H170V77H169V79H167ZM200 75H201V77H200ZM211 75V76H210ZM213 75V76H212ZM216 75V76H215ZM234 75L235 76H237V77H239V78H236V77H234ZM67 76V77H66ZM69 76V77H68ZM72 76H73V78H72ZM154 76V77H153ZM165 76H166V80L164 79L165 78ZM186 76H187V78H186ZM162 77V78H161ZM189 77V78H188ZM197 77V78H196ZM204 77H205V79H204ZM215 77V78H214ZM218 77V78H217ZM240 77H242V78H240ZM246 77H247V80H246ZM94 78V79H93ZM98 78V79H97ZM151 78H153V79H151ZM174 78V79H173ZM195 80H194V79ZM216 78H217V80H216ZM220 78V79H219ZM91 79V80H90ZM92 79H93V81H92ZM158 79V80H157ZM172 79H173V81H172ZM228 79H230V80H228ZM250 79V80H249ZM90 80V81H89ZM95 80V81H94ZM155 80V81H154ZM159 80H161V82L159 81ZM163 80V81H162ZM167 81V82H165V81ZM171 80V81H170ZM200 80V81H199ZM205 80H207L206 81V83H205ZM222 80V81H221ZM98 81V82H97ZM110 81H112V82H110ZM120 81V82H119ZM153 81V82H152ZM219 81L221 82V84L219 83ZM235 82V84L236 83H238L239 81H241V82H244V85L246 86V91H243V90H241L242 89V85L241 84H239L240 86H239V89H238V87L237 88H234L233 86H235V84H234V82ZM127 84H126V83ZM147 82V83H146ZM176 82V83H175ZM204 82L205 83V85H203L202 83ZM240 82V83H241ZM111 85H110V84ZM113 83H115L116 84V87L115 88H113L112 87V85H113ZM159 83V84H158ZM224 83V84H223ZM96 84H98V85H96ZM122 87L121 88V91H119L120 90V86ZM121 84H123V85H121ZM148 84V85H147ZM170 84V85H169ZM195 84V85H194ZM196 84L198 85V86H196ZM200 84V85H199ZM250 84V85H249ZM252 84H254V85H252ZM36 86H37V82H36V84H35ZM126 87H125V86ZM129 85H130V87H129ZM153 85V86H152ZM219 85V86H218ZM221 85H223L222 87H221ZM261 85V86H260ZM39 86H40V88H39ZM45 88H44V87ZM48 86H49V84L48 83H45V82H43L42 80L41 81H39V84H38V88H39V90H40V93L41 94H43L44 96H45V93L46 92H48L49 90H48ZM106 86V87H105ZM109 86H111L112 87V89H110L111 87H109ZM154 86H156V87H154ZM172 86V87H173ZM218 86V88H216ZM226 87V89H227V91H226V89H225V87ZM124 87V88H123ZM188 87V88H187ZM215 87V88H214ZM224 87V88H223ZM229 87H231V88H229ZM251 87V88H250ZM260 87V88H259ZM46 89V90H44V89ZM150 88V89H149ZM152 88V89H151ZM154 88V89H153ZM185 88V89H184ZM191 88H193L192 90H191ZM254 88V89H253ZM125 89V90H124ZM131 89V90H130ZM138 90V91H135V90ZM145 89H147V90H145ZM188 89V90H187ZM203 89V90H202ZM256 89V90H255ZM261 89V92L259 91V90ZM41 90H42V92H41ZM43 90H44V92H43ZM63 91H64V89H62ZM105 90V91H104ZM108 90V91H107ZM116 90V91H115ZM122 90H123V94H124V98H123V94H120V93H122ZM185 90H187V91H185ZM220 90L221 91H225L224 93H220ZM231 90V91H230ZM118 91H119V93H118ZM147 91V92H146ZM195 91V92H194ZM219 91V92H218ZM231 93H230V92ZM236 91H238V92H236ZM130 92V93H129ZM140 92V93H139ZM144 92V93H143ZM150 92V93H149ZM208 92H210L211 94H209ZM212 92H214V93H212ZM247 92V93H246ZM40 93L38 92V95H39V97H41V96H43V95H40ZM129 93V94H128ZM182 93V92H181ZM190 93V94H189ZM197 95H196V94ZM237 93H238V95H237ZM242 93H244L243 95H242ZM246 93V94H245ZM69 94H71L70 92H69ZM135 94V95H134ZM137 94V95H136ZM153 94H155V95H153ZM194 94H195V96H194ZM226 94V95H225ZM126 95V96H125ZM131 95V96H130ZM146 95H148V96H146ZM174 95H175V97H174ZM247 95V96H246ZM121 96V97H120ZM173 96V97H172ZM200 96V95H199ZM228 96H230V97H228ZM263 96V97H262ZM106 97V100H104V98ZM121 99H120V98ZM148 97V98H147ZM162 97V98H161ZM187 97V98H186ZM224 97H226V99L224 98ZM263 98V99H260V98ZM117 98H119V99H117ZM126 98H127V100H126ZM169 98V99H168ZM195 98V99H194ZM246 98V99H245ZM123 99V100H122ZM130 99V100H129ZM146 99H147V101H146ZM197 99V100H196ZM200 99H202V101H200ZM230 99V100H231ZM242 99V100H241ZM245 99V100H244ZM101 100V101H102ZM186 101V102H185ZM226 101V102H227ZM139 102V103H138ZM199 102H201L200 104L202 105V106H199L200 104H199ZM137 103H138V106H137ZM193 103H194V105H193ZM203 103V104H202ZM136 106H135V105ZM174 104H178L177 106L176 105H174ZM180 104V105H179ZM184 104V105H183ZM228 104H230V103H228ZM146 105V106H145ZM189 105V106H188ZM192 105V106H191ZM197 105V106H196ZM205 105V107H203ZM260 105V106H261ZM144 106V107H143ZM164 106V107H163ZM182 106V107H181ZM193 106H195V107H193ZM207 106V107H206ZM237 106H239V105H237ZM236 106V107H237ZM261 106V107H262ZM108 107L110 108L111 106H110V104L108 105ZM113 108H114V112L115 111H119L120 112V109L119 108H117V107H115V106H112ZM162 107H163V109H162ZM173 107V108H172ZM174 107H176L175 109H174ZM179 107H181L182 108V112H181V114H180V116H178L177 114H176V112H174V111H176ZM189 107V108H188ZM193 107V108H192ZM197 107V108H196ZM201 107H203V108H201ZM201 108V109H200ZM210 108V109H209ZM196 109V110H195ZM255 110V108L254 107H250V106H248V111H250L249 113H251V117H248V120L249 121H251V123L253 122V124H254V121L253 120H257L258 121V117H254V115H253V111ZM165 110V111H164ZM167 110V111H166ZM171 110H172V112H171ZM189 110V111H188ZM186 111L188 112L187 114H186ZM78 113H80L81 111L79 110V111H77ZM136 112H138V111H135V113ZM171 112V113H170ZM165 113V114H164ZM175 113V114H174ZM191 113V114H190ZM242 113V112H241ZM240 112H237V118L240 116V114H241ZM83 114V113H82ZM137 114H139V113H137ZM175 115V117H173ZM190 115V116H189ZM196 115V116H195ZM242 115V114H241ZM189 118H188V117ZM197 119H196V118ZM241 117V116H240ZM239 117V118H240ZM245 117V115H242V119H239V122H240V120H243V121H241L240 123H242L241 125H239L240 126V128H239V126H238V128L239 129H242L244 126V128L243 129H245L247 126V123H248V121L244 118ZM166 118H167V116H166ZM174 118V119H173ZM182 118V119H181ZM185 118H187V119H185ZM195 118V121H193V119ZM200 118V119H199ZM256 118V119H255ZM263 118V120H264V117H262ZM174 121V122H173ZM186 121V122H185ZM191 121V122H190ZM180 122H181V125H180ZM185 122V123H184ZM194 122V123H193ZM198 122V123H197ZM246 124H245V123ZM175 123H176V125L178 126H176L175 125ZM187 123V124H186ZM197 123V124H196ZM195 124V125H194ZM176 126V127H174V126ZM198 125H199V127H198ZM185 126V127H184ZM241 126H243L242 128H241ZM255 126V125H254ZM254 126H252L251 128H250V130H251V132L249 131V133H250V135L248 134L247 136H245V138L246 139H250V140H253V142L251 141V143L253 144V145H258V144H260V142L261 143H263L264 142V140L263 139H259V138H262L260 135H259V133L258 132H255V131H257V129H259V127H256V129H255V127ZM174 127V128H173ZM253 127H254V129H253ZM197 128H199V132H198V130H197ZM42 129V128H41ZM172 129H173V131H172ZM242 129V133H246V131H244ZM247 129V128H246ZM245 129V130H246ZM65 128L63 129V132H65ZM191 130V129H190ZM194 130V129H193ZM203 130V131H202ZM253 130V131H252ZM255 130V131H254ZM169 131V132H168ZM69 133L70 132H72V130H71V127L69 126V131H68ZM204 132V133H203ZM206 132V133H205ZM252 132H254V134L252 133ZM170 133V134H169ZM203 133V134H202ZM208 133V134H207ZM256 133V134H255ZM43 134H44V139L47 141V142H52L55 138H54V135H53V133H47L46 131H43ZM200 134V135H199ZM207 134V137H205V135ZM253 134V135H252ZM170 135V136H169ZM197 135V137H193V136H196ZM201 137V141L200 142H198V140H199V136ZM204 135V136H203ZM260 137H259V136ZM249 136V137H248ZM250 136H251V138H250ZM53 137V138H52ZM192 137V138H191ZM205 137V138H204ZM190 138V140L188 141V139ZM193 138H195V139H193ZM204 138V142H207V144L206 143H204L203 142V139ZM49 139H52V140H49ZM205 139H206V141H205ZM191 140H193V141H196V143L194 142H192ZM201 142H203V144L201 143ZM185 143V144H184ZM187 143V144H186ZM211 143H212V146H211ZM65 143H63L62 145H64ZM202 144V145H201ZM208 144H210V145H208ZM192 145H193V147H192ZM205 145V146H204ZM261 145V144H260ZM259 145V146H260ZM262 145H264V143L262 144ZM261 145V149H263V151H261L260 150V148L258 149V150H255V147H254V151H261V152H256L254 155H255V160H256V163L258 164H255V162H254V167L253 166H251V169H252V173H253V175H254V179L255 180H253V181H255V182H253L254 184V186H255V191L257 192L256 194H257V200L259 199V200H261V199H263V200H261V201H263L264 202V198H263V196H264V188H262L261 189V187L263 186L264 187V177H259L260 175L262 176H264V170L262 171V169H264V146H262ZM188 146H190V147H188ZM199 146H201V147H198ZM257 147V146H256ZM263 147V148H262ZM198 148V149H197ZM201 148H202V150H201ZM211 150V151H209V149ZM213 148V149H212ZM210 153H209V152ZM254 151H252L253 153H254ZM207 152L209 153V154H207ZM201 153V154H200ZM259 153V154H258ZM261 154V155H260ZM202 155H203V157H202ZM263 155V156H262ZM259 156V157H258ZM257 157H258V159L260 160L261 159V162L262 163H260V161L257 159ZM182 158L183 159H185L186 158V153L184 154V156H182ZM206 158V159H205ZM197 159H199V160H197ZM207 160V161H206ZM254 160V161H255ZM200 161V162H199ZM204 161H206V162H204ZM258 161V162H257ZM192 164H191V163ZM7 163V164H6ZM30 163V162H29ZM211 163V164H210ZM1 164H3V166H4V168H3V166H1L2 167V169H6V173L4 174V173H2L3 174V176H6V178H7V180H8V178L9 179H11V178H13L15 175H17V176H21L20 174H13V168H16V167H14V165H13V168L11 167L12 165L10 164V162L8 163L7 161H3V163H2V160L0 159V165ZM199 164V165H198ZM203 164V165H202ZM214 164V165H213ZM11 165V166H10ZM185 165H187V166H185ZM191 165V166H190ZM219 165V166H218ZM260 165H262V166H260ZM178 166V165H177ZM190 166V167H189ZM218 166V167H217ZM256 166V167H255ZM10 167V168H9ZM204 167L206 168V170L204 169ZM216 167V168H215ZM9 168V169H8ZM168 168V167H167ZM167 168H165V169H162L161 168V170H162V173L164 172V176H167L168 174H169V172H170V167L167 169ZM209 168V169H208ZM262 168V169H261ZM10 169H13L12 171L10 170ZM261 169V170H260ZM22 171H19L18 170V168H17V171H19V172H23V169H21ZM164 170V171H163ZM199 170V172H197ZM209 171L210 173H205V171ZM168 171V172H167ZM220 172L219 173V176L217 175L218 174V172ZM263 173H262V172ZM8 172V173H7ZM18 172V173H19ZM60 172H61V170L59 171V169H58V171L56 172V173H52V175H56V176H59V179H61L62 180V182L64 183V182H67V181H69V179H67V177L65 176V178L63 177V175H62V177H60ZM187 172H189V171H187ZM201 172H203V173H201ZM255 172V173H254ZM9 173H10V175H9ZM17 173V172H16ZM261 173V174H260ZM11 174H12V176H11ZM62 174H64V173H62ZM204 174L205 175H207L205 178H204ZM213 174V175H212ZM9 175V176H8ZM203 175V176H202ZM209 175H210V177H209ZM256 175H258V176H256ZM16 176V177H17ZM202 176V177H201ZM212 176H214V177H212ZM24 178L25 176H21V178ZM30 177V176H29ZM28 177V178H29ZM182 177V176H181ZM179 178V182L181 181V182H184V183H186L187 184V186H191V184H192V180H189V179H186V178H189V177H182V178ZM63 178H64V181H63ZM257 178V179H256ZM66 179V180H65ZM203 179V180H202ZM216 179V180H215ZM31 180H33V179H31ZM61 180H59V182L60 183H62L61 182ZM119 180H120V185L123 183V176H120L119 177ZM213 180H214V182H213ZM220 180V181H219ZM11 181H12V179H11ZM151 181L152 180H150L149 181V183H151ZM216 181V182H215ZM219 181V182H218ZM180 182V183H181ZM257 182V183H256ZM153 183H154V181H153ZM153 183H152V185L151 186H153ZM164 186H165V188H169V189H172V186H171V182H170V180H168L167 178L164 180ZM167 183V184H166ZM168 183H170V184H168ZM201 183H202V185H201ZM204 183V184H203ZM217 183H221L220 185H218ZM210 184V185H209ZM211 184H213V185H211ZM217 184V185H216ZM260 184V185H259ZM262 184V185H261ZM223 185V187L222 188H220L219 189V187H221ZM258 185H259V188L260 189H258ZM203 186V187H202ZM217 186V187H216ZM160 187L162 188V181H161V185H160ZM159 187V188H160ZM202 187V188H201ZM213 187H215V188H218V190H214V189H212ZM130 189H129V191H131V192H133L134 190H135V188H134V186H131L130 185V187H129ZM224 188V189H223ZM206 189V190H205ZM32 190V189H31ZM78 190V189H77ZM155 190H157V189H155ZM209 190V191H208ZM262 192H261V191ZM81 191V190H80ZM86 190H84V192H85ZM183 191V192H182ZM186 191V192H185ZM214 191H215V194H216V196L214 197V198H212L211 196H213L214 195ZM216 191H218V192H216ZM258 191H260V192H258ZM154 192H158V190L157 191H154ZM209 193L210 194V192H212L210 195L211 196H208L206 193ZM220 192V193H219ZM87 193V192H86ZM204 193H205V196L206 197H209V198H207V200H206V197L204 196ZM222 193V194H221ZM258 193H259V195H258ZM157 194H159L158 196H160L159 198H158V200L160 199H162V190L159 192V193H157ZM213 194V195H212ZM262 194H263V196H262ZM24 194H19V195H16V196H14V197H12V203H13V205H16V206H14L13 207V205L11 206V207H13V209H12V213L10 214L11 215V218L13 219V222L14 221H16V223L17 224H20L21 225V223L23 224L24 223V221H26V220H24L23 221V219H27L28 218V216L30 215L29 214V212L30 211H32V212H30L31 213V218H32V213H33V219H27V220H29V221H31V223L29 222V221H26V223H24V225L26 224V225H28V223H29V225L30 224H32L33 222H35V224L37 225V223H40V224H42L43 225V223H44V221L45 220H41V218L42 217H44L43 216V212L41 211V209H43L44 208V204L43 203H45L46 204V202H47V199L46 198H48L47 196L49 195V193L47 194V193H45V195H46V197L44 196V194L42 195V200L39 198V197H36V198H38V200H41L39 203L41 204V202H42V207H41V205L39 204V203H36V201H35V198H33V199H31V197L29 198V197H27V196H23ZM218 195V196H217ZM221 195H223L222 197H220ZM89 196V195H88ZM157 196V197H158ZM203 196V197H202ZM15 197H18V198H20V201H19V199H18V201L17 200H15L14 198ZM23 197H24V203L23 204H25L24 206H21V205H23L22 203H21V199L23 200ZM26 197V198H25ZM177 196L175 195V197L173 196V197H171L169 200H172L173 202H174V199L176 198ZM205 197V198H204ZM217 197V198H216ZM262 197V198H261ZM27 198H29L28 199V202H27ZM44 198L46 199V200H44ZM90 197H88L87 198V200H86V208H92V209H94L93 207H94V203H93V200L90 198ZM194 198H195V200H194ZM221 198V199H220ZM17 199V198H16ZM189 199V200H188ZM202 199H203V201H204V203L202 202ZM215 199H217V201L215 200ZM219 199V200H218ZM167 200H168V198H167ZM194 200V201H193ZM199 200V201H198ZM8 201L9 200H6V201H4L5 202V204L6 203H8ZM14 201H16V203L14 202ZM88 201V202H87ZM127 202V200L125 199V198H122L121 199V205H123L122 207H124V209H127L128 208V206H129V203H128V205H127V203H122V202ZM196 201V202H195ZM200 201H201V203H200ZM4 202L3 201H1V203H0V208H1V211H0V215H2L1 217H3V216H5V214H7V212L6 213H4L6 210L7 211H9V208H5V204H4ZM18 202V203H17ZM19 202H20V204H19ZM26 202H27V204H26ZM38 202V201H37ZM90 202H92V203H90ZM171 202V201H170ZM198 202V204H190V203H197ZM206 202V203H205ZM221 202H219V203H221ZM262 202V206H264V203ZM15 203V204H14ZM29 203V204H28ZM89 204V206H88V204ZM259 203H260V201H259ZM2 204V205H1ZM18 204V205H17ZM35 204L38 206V204L40 205V208H39V206H38V210L39 211H37V206H35ZM158 203H156L155 204V206H152V208L154 207V208H156V209H153V210H158V207L159 208H161V209H163V204H161L162 206H160V203H159V206L157 205ZM174 204H175V202H174ZM187 204V205H186ZM207 206H206V205ZM261 204V203H260ZM4 205V206H3ZM29 205V206H28ZM100 206H99V210H100V212H101V215L99 216V221H102L103 219H106V218H110L111 219V217H110V215H111V213H113L112 211H110V209L108 208V210L105 212L104 211V209H105V207H104V205H103V203H100L99 204ZM199 205H201V206H199ZM214 206V213L212 212V211H208V209H209V207L210 206ZM25 206H27V207H29V208H27L26 209V207ZM33 206V207H32ZM93 206V207H92ZM103 206V207H102ZM189 206V207H188ZM192 206L194 207V208H192ZM209 206V207H208ZM34 207H35V209H34ZM81 207V208H80ZM187 207V208H186ZM202 207H204V208H202ZM208 207V208H207ZM17 210H16V209ZM31 208H33L34 210H32ZM189 208V209H188ZM190 208H191V210H190ZM207 209V210H205V211H203L204 209ZM4 209V210H3ZM16 210V212L19 214H16V212H14L15 210ZM101 209H103V211L105 212H103V211H101ZM210 209L211 210H213V207H210ZM77 211H75V213H77V212H79V213H81V214H83V211L85 210V208H84V206H79V207H77V209H76ZM111 213H110V212ZM215 211H217V212H215ZM220 211V212H221ZM42 212V213H41ZM15 213V214H14ZM39 215H38V214ZM104 213V214H103ZM108 213V214H107ZM210 213V214H209ZM12 214H14V215H12ZM22 214V215H21ZM40 214H42V216H41V218H39V219H36V217L38 218V217H40ZM107 214V215H106ZM221 217V220H226V221H221L220 220V218L218 217V215ZM17 215V216H16ZM103 215V216H102ZM109 215V216H108ZM207 215V216H206ZM213 215H215V216H213ZM217 215V216H216ZM229 216V217H227L228 219H226L225 217L226 216ZM17 217V218H15V219H17V220H14V217ZM212 216H213V218H215V219H213L212 218ZM224 216V217H223ZM260 216L261 217H264V210H263V212L260 214ZM72 217V214L66 219L67 221H65L66 223L65 224H67V226L70 228V232H71V234H72V238H71V242L70 243H68V244H71V252H69V250H67V248H65L64 249V254H65V252L66 251H68V254L66 253L64 256H66V255H68L67 257H69V258H71V261L72 262H74V264H82L81 263V261H80V257H78L77 256V253L75 252V248H74V246L76 245V242H79V239L76 241L75 240V237H73L74 235H77L76 234V232H75V230L77 231V224H75V222H74V220H75V218H74V216H73V218H71ZM103 217H105V218H103ZM233 217V218H232ZM23 218V219H22ZM30 218V217H29ZM37 220V221H35V219ZM103 218V219H102ZM113 218V217H112ZM216 218H219V219H216ZM223 218V219H222ZM231 218V219H230ZM21 219V220H20ZM44 219V218H43ZM73 219V220H72ZM138 219V218H137ZM137 219L136 220H134V224H135V222H136V224H135V228H136V225H137V222H139L140 223V226H141V223H142V228H141V230L143 229V231H145L146 233H145V236L143 235V232H141L140 231V233L138 232L139 230V228L140 227H137L136 229H137V235H136V242L134 241V243H133V239L131 238V237H129L128 239H129V243H128V246H130L131 245V243H132V245L133 246H131V247H129V249H131V252H133V254H134V251H132V250H134V249H137V250H135V254H137V259L141 262V264H143L142 262V260H143V256L144 257H150L151 256V253H152V255L154 254L152 251H153V248L152 247H149V249H148V251L144 254V251H145V249L144 248H142L141 247V244H140V241H141V239L143 238V239H145L146 241H152V239H153V236L151 235V234H149L150 232H149V230L148 229H146L147 227L149 228V224H148V222H146V220H144V218H142V217H139V219L138 220H140V221H137ZM213 219V221H211ZM39 220H40V222H39ZM69 220V221H68ZM214 220H216L215 222H214ZM206 221V224L208 225V221L207 220H205ZM37 222V223H36ZM69 222V223H68ZM72 222V223H71ZM154 220H152L151 221V225H150V227L152 226V225H154ZM217 222H219V223H217ZM221 222V223H220ZM16 223H11V226H10V230H9V235L11 236V237H9L10 238V242H12V245H14V246H17V248L16 247H14V249L16 250V255H21L20 257H18L17 256V258L21 261L20 263H22V264H24V261H25V259H26V257L25 256H27L28 254H30L31 252H39V253H43V252H41L42 251V246L41 245H39V242H37V243H34L33 241H34V239H32V240H30L29 238V234L28 235H25L24 236V238H22L21 237V234H20V228L18 229V228H15L16 227ZM71 223V224H70ZM139 223H138V225L137 226H139ZM215 223H217V224H215ZM243 223V222H242ZM16 224V225H15ZM70 224V225H69ZM130 223H128L126 226H129L130 227V225H129ZM145 224V225H144ZM148 224V225H147ZM218 224H220V226H218ZM223 224V225H222ZM25 225V226H26ZM73 225V226H72ZM206 225V226H207ZM13 226V227H12ZM15 226V227H14ZM31 226V225H30ZM143 226H146L145 227V230H144V228H143ZM210 225H208L207 226V228L209 227ZM72 227V228H71ZM220 227V228H221ZM26 228L28 229V228H30V227H28V226H26ZM215 228V234H214V236H212V238H209L208 240L209 241H205V240H207V238H206V236H205V240H204V237H200L201 238V240H200V242L201 243H199L198 242V240H199V238H195L194 239V237L193 238H190L189 240H191V243H189V245L190 246H192V245H194V241L193 240H196L197 241V246L195 245V246H192V247H190V249H192L193 251H191L190 250V252H188L187 253V255H190L192 258H193V260L195 261L196 259V263H199V261L200 262H202V258L203 257H207V259H208V256H210L209 257V259L210 258H216V256H222V254H223V256L225 257V255H226V249H227V245H226V241H224V240H226V233L224 232L226 229H224V227L223 228H218V230ZM13 229V230H12ZM105 229V228H104ZM108 229V232L106 231V229L105 230H103L102 231V234L103 235H105V233L106 234H111V228L110 227H108L107 228ZM223 229V230H222ZM19 230V232H17L16 233V231H18ZM91 230V229H90ZM94 230V229H93ZM105 231V232H104ZM147 231L149 232V233H147ZM220 231V233L221 232H223L224 234H225V237L223 238L224 240L223 241H221V238H222V235H223V233H218ZM19 234L18 236L16 235V234ZM78 233V232H77ZM95 233V232H94ZM26 234V233H25ZM80 234V233H79ZM78 234V235H79ZM90 232H88L87 233V236L89 237L90 235ZM139 234V235H138ZM140 234H142V235H140ZM4 235H6V233L5 234H3L2 232L0 233V248H2L3 247V244L4 243H2V241H1V239L3 240V236ZM15 235V236H14ZM95 235V234H94ZM148 235H150L151 236V238H149L150 236H148ZM217 235H219L218 237L219 238H217ZM19 236L21 237V238H19ZM142 236V238H140V237ZM159 237H155L157 240H159V241H161V239L162 238H164L162 235H158ZM215 236H216V238H217V240H216V238H215ZM224 236V235H223ZM138 237H139V239H138ZM213 237H214V239H213ZM16 238V239H15ZM29 240H28V239ZM74 238V239H73ZM148 238V239H147ZM159 238V239H158ZM20 239H24L23 241L21 240H18ZM218 239H219V241H218ZM30 242L31 241V243H34V245H33V248H32V246H30V248H32V249H34V250H32L31 251V249L28 251L29 253L27 254V251L25 252V251H23V249L22 250H20V246H23V245H21L20 243L22 242H24V241H26L27 243H28V241ZM163 240V239H162ZM189 240H187V242L189 241ZM204 240V241H203ZM216 240V241H215ZM130 241H132V242H130ZM3 242H5L4 240H3ZM18 242V243H17ZM20 242V243H19ZM69 242V241H68ZM176 242L177 243H179V240H176ZM190 242V241H189ZM207 242H208V244H207ZM216 242V243H215ZM218 242V243H217ZM224 242H226L225 244H224ZM15 243V244H14ZM198 243H199V245H198ZM203 243V244H202ZM223 243V244H222ZM11 244V243H10ZM17 244V245H16ZM30 244V243H29ZM66 244V243H65ZM68 244H66V245H68ZM137 244V246H135V245ZM217 246H215V245ZM220 244V245H219ZM36 245L38 246V247H36ZM189 245H188V247H186V248H182L181 246L179 247V249L176 251V253L178 254V252H179V254H178V259H179V261H182L184 258H185V251H187V250H185V249H187L188 248V250H189ZM205 245H207L206 247H202V246H205ZM212 245V248H213V246H214V248L212 249V251H214V249H215V252H212V253H217L216 255L215 254H211V252H209L208 254H207V252H208V248L210 247ZM78 246H80L79 245V243H78ZM77 245L75 246V247H78ZM140 246V247H139ZM199 246L201 247V248H199ZM93 247V246H92ZM105 246L104 245H102V247L101 246H98L97 248L99 249V250H101L102 248H104ZM134 247H137V248H134ZM198 247V248H197ZM41 248V249H40ZM142 248V249H141ZM197 248V249H196ZM202 248H204V250H206V252H204V250H202ZM223 248H225L224 249V251H223ZM38 249V250H37ZM151 249H152V251H151ZM195 249V250H194ZM198 249H199V251H198ZM201 249V250H200ZM219 249V250H218ZM3 248H2V252H3ZM20 250V251H19ZM36 250V251H35ZM66 250V251H65ZM165 251H167L168 252V249H165ZM2 252H1V249H0V253L2 254ZM151 252V253H150ZM162 252H164V250L162 249ZM166 252V253H167ZM195 252V253H194ZM199 252H202V254L201 253H199ZM220 252V253H219ZM223 252V253H222ZM25 255H24V254ZM73 253V256L72 255H70V254H72ZM76 253V254H75ZM147 253H150V254H147ZM197 253V254H196ZM205 253L208 255H206L205 256ZM0 254V256H2ZM134 254V255H135ZM171 254V253H170ZM176 254V255H177ZM199 256V255H202V257H199V261H198V258H196L197 256ZM199 254V255H198ZM40 255H43V257H44V253L43 254H40ZM39 255V260H40V263L42 264L43 263V257L42 256H40ZM70 255V256H69ZM74 255H76V257L74 256ZM139 255V256H138ZM143 255V256H142ZM149 255V256H148ZM213 255V256H212ZM23 256V257H22ZM140 256H142V257H140ZM212 256V257H211ZM22 257V258H21ZM75 260V261H73V259ZM77 258L79 259L78 261H80V262H78L77 261ZM102 257L101 256H98L97 258H96V260H95V263L94 264H102V262H104L103 261V259L102 260H100V261H97V260H99V259H101ZM152 258V257H151ZM123 259H124V257H123ZM242 259V258H241ZM22 260H24V261H22ZM41 260H42V262H41ZM1 261H3V262H1ZM224 261L225 260H223V263H224ZM6 262H7V260H6ZM5 262V259L3 260V258L0 260V264H5L6 263ZM26 262V261H25ZM99 262H101V263H99ZM39 263V264H40ZM6 264H12V262L10 261V260H8V263H6ZM194 264H195V262H194ZM200 264V263H199ZM201 264H203V262L201 263ZM233 264H235V263H233ZM240 264H252V261L250 260V259H248L247 258V260H243Z\"/></svg>",
    "mask_w": 264,
    "mask_h": 264
}]
</instances>
